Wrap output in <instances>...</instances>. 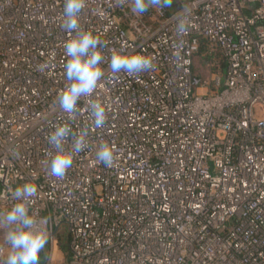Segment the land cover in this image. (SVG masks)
Returning <instances> with one entry per match:
<instances>
[{
    "label": "built area",
    "instance_id": "1",
    "mask_svg": "<svg viewBox=\"0 0 264 264\" xmlns=\"http://www.w3.org/2000/svg\"><path fill=\"white\" fill-rule=\"evenodd\" d=\"M64 2L0 0V213L16 187L36 185L33 230L67 241L68 264H264V0H183L142 15L132 0H85L78 30L99 39L104 74L75 114L59 106L76 35L62 27ZM114 52L152 68L113 73ZM199 53L221 71L209 81ZM60 125L64 151L82 132L86 147L55 177L48 137Z\"/></svg>",
    "mask_w": 264,
    "mask_h": 264
},
{
    "label": "clouds",
    "instance_id": "2",
    "mask_svg": "<svg viewBox=\"0 0 264 264\" xmlns=\"http://www.w3.org/2000/svg\"><path fill=\"white\" fill-rule=\"evenodd\" d=\"M166 0H132V12L142 15L152 6H163ZM85 7V0H65L62 27L76 35L68 39L64 45L67 56L65 64L68 86L59 95L60 108L69 114H75L81 96H88L94 92L98 81L103 76L99 51L101 43L91 32L79 31V15ZM183 17H177V31L186 30ZM113 73L121 71L129 74L148 71L152 68V61L141 53L121 54L114 52L110 60ZM93 122L96 127H102L106 115L105 108L99 102L90 105ZM70 135L67 125L57 126L49 135L48 141L57 151L51 156L50 171L55 177H63L72 166L73 154L79 153L86 147V132L77 135L73 142V151L66 152L62 145ZM97 159L108 165L113 160V150L107 144L100 145ZM37 193L34 184L25 183L12 192L17 201L10 209L0 213V225L8 226L5 239L10 245L6 260L0 264H38L41 250L48 242L45 231L33 230L34 218L29 215L27 204Z\"/></svg>",
    "mask_w": 264,
    "mask_h": 264
},
{
    "label": "rangeland",
    "instance_id": "3",
    "mask_svg": "<svg viewBox=\"0 0 264 264\" xmlns=\"http://www.w3.org/2000/svg\"><path fill=\"white\" fill-rule=\"evenodd\" d=\"M218 59H221L219 55ZM196 65L198 70L203 74L206 81H209L214 72L220 71L204 53H199L196 55ZM221 72V71H220ZM54 242V245L51 243ZM44 246L43 259H39L38 264H68V259L70 256L69 243L63 241L60 238L53 239Z\"/></svg>",
    "mask_w": 264,
    "mask_h": 264
},
{
    "label": "crops",
    "instance_id": "4",
    "mask_svg": "<svg viewBox=\"0 0 264 264\" xmlns=\"http://www.w3.org/2000/svg\"><path fill=\"white\" fill-rule=\"evenodd\" d=\"M182 1L183 0H166L165 4L167 5L169 11H176L180 7ZM51 240L53 239H49L48 242H50ZM51 243L54 245V242L51 241Z\"/></svg>",
    "mask_w": 264,
    "mask_h": 264
},
{
    "label": "trees",
    "instance_id": "5",
    "mask_svg": "<svg viewBox=\"0 0 264 264\" xmlns=\"http://www.w3.org/2000/svg\"><path fill=\"white\" fill-rule=\"evenodd\" d=\"M221 67L223 68L224 67V64L222 63V65H221ZM43 252V250H41V252H40V256H39V259L41 258V259H43L44 257L42 256V253ZM0 262H2L1 260H0Z\"/></svg>",
    "mask_w": 264,
    "mask_h": 264
}]
</instances>
